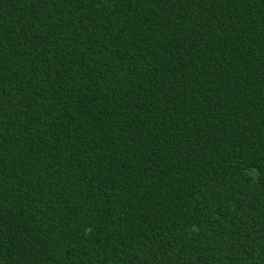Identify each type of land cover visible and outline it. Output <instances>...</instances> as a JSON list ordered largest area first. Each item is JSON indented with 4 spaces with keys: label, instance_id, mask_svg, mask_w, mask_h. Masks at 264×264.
I'll list each match as a JSON object with an SVG mask.
<instances>
[{
    "label": "trees",
    "instance_id": "trees-1",
    "mask_svg": "<svg viewBox=\"0 0 264 264\" xmlns=\"http://www.w3.org/2000/svg\"><path fill=\"white\" fill-rule=\"evenodd\" d=\"M0 264H264V0H0Z\"/></svg>",
    "mask_w": 264,
    "mask_h": 264
}]
</instances>
